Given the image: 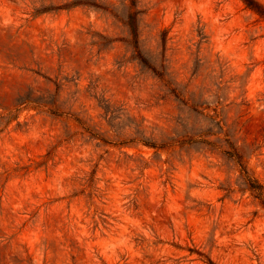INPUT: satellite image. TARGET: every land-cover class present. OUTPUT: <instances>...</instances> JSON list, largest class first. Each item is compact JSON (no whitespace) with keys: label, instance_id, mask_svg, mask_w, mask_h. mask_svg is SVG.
Returning a JSON list of instances; mask_svg holds the SVG:
<instances>
[{"label":"rangeland","instance_id":"1","mask_svg":"<svg viewBox=\"0 0 264 264\" xmlns=\"http://www.w3.org/2000/svg\"><path fill=\"white\" fill-rule=\"evenodd\" d=\"M69 1L0 0V264H264V208L226 153L264 189V18L242 0H139L162 80L122 21ZM195 102L223 127L203 136L215 147L180 144L185 121L210 123Z\"/></svg>","mask_w":264,"mask_h":264},{"label":"trees","instance_id":"2","mask_svg":"<svg viewBox=\"0 0 264 264\" xmlns=\"http://www.w3.org/2000/svg\"><path fill=\"white\" fill-rule=\"evenodd\" d=\"M129 4H124L125 8H127V13L124 17L119 14V11L115 7H111L108 5H105L104 3H100L97 0H71L64 4L62 7H76V6H83V7H88V8H93L99 11L104 12L106 15L110 14L114 18L118 19L119 21H122L129 32V37L127 39H123L128 47L132 49L133 51V59L137 60L142 69H146L152 72L156 77L165 80L167 76V71H166V66L164 64L165 59H161L160 66L155 65L154 63L150 62V60L145 56L141 49V30H140V23L142 16L146 13L144 9L139 7V0H128ZM246 6L254 11H256L258 14H260L264 18V6L260 5L256 0H242ZM56 8H61L60 6L58 7H45L43 11H48V10H54ZM42 11V12H43ZM163 46L164 50L166 49V44H167V35L163 37ZM165 56H163L164 58ZM168 84H172L170 80H167ZM170 92L174 93L175 96L179 99L183 95L182 91H178L177 87H170ZM181 101L185 104L186 102L183 98ZM100 104L103 106V108L106 111V115L109 116V114H112L110 117V121H113L115 119V115L113 114L114 111L110 108V106L107 103H103V101L100 102ZM193 107L197 113L204 115L206 117H209L210 123L207 125L205 128H198L196 129L195 126L189 127V120L185 121L184 123L186 124V128L188 129L186 136H189L188 139H183L180 144H193V143H201V144H206V145H211V146H216L212 141H209L208 139H205L203 137L206 134H216L218 131L214 130V126L218 125V127L222 130L223 127L220 125V121H216V116L213 115H206L203 113V110L198 109L199 103L195 102ZM79 122L80 119H78ZM86 130H89L86 128ZM189 132H192V135H187ZM193 135H198L201 138H195ZM96 136V134H94ZM104 140V139H103ZM138 141L143 142L144 144L148 146H153V147H158L156 145V142L152 141L151 139H148L146 137H142V139H139ZM108 142V141H106ZM128 142L124 141L123 143ZM133 142V141H130ZM111 143V142H110ZM164 145L161 147L163 148ZM226 153L238 164L240 167V173L242 180L245 185V189L251 191L252 195L259 200L262 208H264V189L262 184H260L248 171L247 166L243 162V157L236 151H226ZM210 264H213L212 260L209 258L208 259Z\"/></svg>","mask_w":264,"mask_h":264}]
</instances>
